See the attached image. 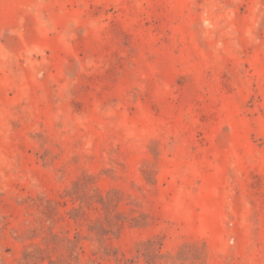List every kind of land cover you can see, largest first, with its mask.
<instances>
[{
	"label": "rangeland",
	"instance_id": "374dc122",
	"mask_svg": "<svg viewBox=\"0 0 264 264\" xmlns=\"http://www.w3.org/2000/svg\"><path fill=\"white\" fill-rule=\"evenodd\" d=\"M0 264H264V0H0Z\"/></svg>",
	"mask_w": 264,
	"mask_h": 264
}]
</instances>
